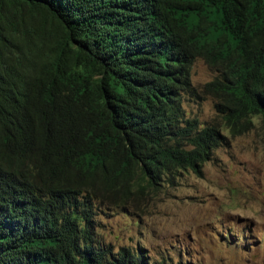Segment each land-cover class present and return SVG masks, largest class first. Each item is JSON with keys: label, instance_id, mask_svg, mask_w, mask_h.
I'll list each match as a JSON object with an SVG mask.
<instances>
[{"label": "trees", "instance_id": "1", "mask_svg": "<svg viewBox=\"0 0 264 264\" xmlns=\"http://www.w3.org/2000/svg\"><path fill=\"white\" fill-rule=\"evenodd\" d=\"M200 94L219 123L187 116ZM256 118L264 0H0V264H173L100 242L96 216L201 176Z\"/></svg>", "mask_w": 264, "mask_h": 264}, {"label": "rangeland", "instance_id": "2", "mask_svg": "<svg viewBox=\"0 0 264 264\" xmlns=\"http://www.w3.org/2000/svg\"><path fill=\"white\" fill-rule=\"evenodd\" d=\"M215 75L198 59L191 81L200 91ZM183 106L202 125L219 123L210 97L192 96ZM255 121L254 130L214 151L201 176L184 172L176 186L137 206L98 213L97 239L173 264H264V133Z\"/></svg>", "mask_w": 264, "mask_h": 264}]
</instances>
